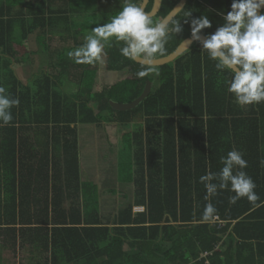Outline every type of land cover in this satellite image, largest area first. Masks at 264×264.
Returning a JSON list of instances; mask_svg holds the SVG:
<instances>
[{"label": "trees", "instance_id": "1", "mask_svg": "<svg viewBox=\"0 0 264 264\" xmlns=\"http://www.w3.org/2000/svg\"><path fill=\"white\" fill-rule=\"evenodd\" d=\"M179 1L162 0L152 19L165 18ZM231 3L187 0L174 18L182 31L170 35L165 56L190 38L191 19L207 16L212 26L201 33L207 36L223 24L221 13ZM122 6L123 0H0V86L20 101L11 109L13 120L0 126L2 247L20 241L50 253V264H264V102L236 104L226 83L232 73L218 71L199 42L156 67L158 75L143 78L136 75L141 64L120 54L123 43L115 37L105 46L103 63L68 59L81 46L77 35L109 22ZM151 8L152 0L145 11ZM36 33L45 49L54 35L72 45L56 54V76L42 71L24 84L15 70L29 60ZM101 64L123 75L102 93L93 91ZM72 70L79 71L78 90L67 95L62 86ZM153 79L155 88L136 108L110 107V101L132 102ZM97 94L98 106L92 102ZM107 122L136 124L123 133L133 164L127 176L120 169L133 186V202L118 212L112 228L101 226L96 187L80 180L76 129ZM233 149L243 153V170L259 200L230 204L234 193L219 190L210 198L217 213L204 220L209 201L199 178L209 167L218 172L220 157ZM134 206L145 210L134 214Z\"/></svg>", "mask_w": 264, "mask_h": 264}, {"label": "clouds", "instance_id": "2", "mask_svg": "<svg viewBox=\"0 0 264 264\" xmlns=\"http://www.w3.org/2000/svg\"><path fill=\"white\" fill-rule=\"evenodd\" d=\"M264 0H232L230 10L222 15L223 24L213 33L203 36L202 30L211 28L207 16L193 18L190 21V40L184 41L186 47L192 42H201L202 51L215 61V68L232 73L226 81L227 90L240 106L264 102ZM185 17L191 15L184 13ZM181 20L161 18L154 21L150 13L134 3L123 0V6L110 21L98 24L84 37V43L68 52V56L77 64H93L104 54L105 46L122 42L120 54L141 64L137 77L143 78L156 70V58L167 54L166 44L171 34L182 31ZM19 98L6 94L0 86V126H6L13 120L11 109L19 106ZM223 167L218 172L209 169L199 178L204 185L206 195L203 219H212L217 210L210 198L219 190L227 189L234 195L229 203L235 204L241 198L255 203L259 196L254 191L256 184L243 169L248 166L243 153L230 150L220 157ZM264 165V161H261ZM236 169V171H234Z\"/></svg>", "mask_w": 264, "mask_h": 264}, {"label": "crops", "instance_id": "3", "mask_svg": "<svg viewBox=\"0 0 264 264\" xmlns=\"http://www.w3.org/2000/svg\"><path fill=\"white\" fill-rule=\"evenodd\" d=\"M82 36V35H79ZM65 43V42H64ZM67 44V43H66ZM72 44L70 43L69 46ZM34 47V43H29L30 47ZM36 47V46H35ZM37 46L36 48H39ZM66 47V46H64ZM41 48H43L41 46ZM34 50V49H33ZM33 50H30V58L26 63L28 66L20 67V77H18L21 82L27 83V80H30L31 77L28 76L27 69L32 70L34 66L38 67L37 73L45 71L53 76H56L58 73V69L56 68L55 61L53 64L54 67L46 68L45 59H40L41 52L37 51V55L34 54ZM101 62L104 61V55L100 57ZM45 63V64H44ZM32 67V68H31ZM50 67V66H49ZM17 70V69H16ZM74 71V70H73ZM17 75V71H15ZM34 73V74H37ZM33 74V75H34ZM120 73L115 74V72H108L105 70L104 64L100 65V68L97 72L95 84H94V92H103L106 91L110 85L115 84L116 82L122 79ZM78 75L79 71L70 72L67 74V77L63 81L62 91L64 94L73 95L78 90ZM105 115H108L105 113ZM136 127L135 123H132L128 126L120 125L118 123H104L101 125H92V124H77V141H78V160H79V175L82 183L92 184L96 187L97 196H98V216L101 223V226H107L112 228L113 221L120 210H122L126 205L133 202V186L130 184L124 186L123 188L115 189H104V185L107 183L108 178H110V183L113 182L112 176L110 175L111 170L115 171L117 178L115 176V181H119L121 184L126 183L121 179L120 169L122 167L121 161L118 159L119 150L121 144L127 143V135L123 134L124 132L132 131L133 128ZM83 130V132L81 131ZM27 134H31L32 132H26ZM27 141H29V137L23 135ZM129 149V145H128ZM24 150V149H23ZM130 150V149H129ZM52 152V151H51ZM108 152V153H106ZM132 154V151H130ZM130 154L131 165L133 164L132 156ZM84 156V158H83ZM93 163H92V162ZM93 166H95L93 168ZM90 181H83L82 175L83 171H92ZM89 177V176H87ZM114 187V186H112ZM128 190V194L127 191ZM108 192H111L108 194ZM113 199V200H112ZM112 200V201H111ZM145 210L143 206H134L133 213H142ZM2 260V258H1Z\"/></svg>", "mask_w": 264, "mask_h": 264}, {"label": "rangeland", "instance_id": "4", "mask_svg": "<svg viewBox=\"0 0 264 264\" xmlns=\"http://www.w3.org/2000/svg\"><path fill=\"white\" fill-rule=\"evenodd\" d=\"M140 4V3H138ZM79 19V18H76ZM62 27V26H61ZM60 27V28H61ZM92 29V24L90 25L89 29H85L83 30V32L81 33L82 36L77 35L76 36V41L79 45H82L84 43V37L90 33V30ZM80 33V32H79ZM37 33L33 36V38L31 39V42L34 43V47L32 46V48L30 47V50H33L34 54L37 55V51L41 52V56L40 59H45L46 61V68H52L55 65L53 64V62L55 61V63H57V58H56V54L58 52H60L62 50V48H64V46H69V44L64 43V41H62V39H60L57 35H54L53 38L51 39V41H49V47L48 49H45L44 46L43 48H41V45L39 44V39L37 37ZM37 46H40L39 48H36ZM32 54V53H30ZM68 59H70V57H68ZM28 63H24L23 66H28ZM45 64V63H44ZM34 68H32V70L27 69L28 71V76L31 77L34 73H37V69L38 67L34 66V64H32ZM50 66V67H49ZM17 70V76L20 77V68H16ZM51 71V69H50ZM74 71L72 70V73ZM117 74V73H115ZM67 77V76H66ZM111 86V85H110ZM102 96L97 94L96 96L92 97V102L94 103V105L99 104V101L101 100ZM83 132V130H81ZM127 137V136H126ZM119 155H118V159L121 161L123 167L125 168L124 171H127L128 168H130L129 166L131 165V159H130V150L128 149V145L127 143H123L121 144L120 150H119ZM108 153V152H106ZM84 158V156H83ZM92 162V161H91ZM93 163V162H92ZM95 166H93L94 168ZM92 171H83V175H82V180L85 181H90L89 178H91V173ZM128 171L125 172V174L123 176H127L128 175ZM110 175L112 176L113 182L110 183V178H108L107 183L104 185V189H119V188H123L124 186H128L130 185L129 183L127 184V182L125 181L126 185L121 184L119 181H115V176L117 178V175L115 174V171L111 170ZM89 176V177H87ZM114 186V187H112ZM127 194H128V190ZM113 200V199H112ZM111 200V201H112ZM3 244V238L0 237V256L2 258L1 260V264H50L49 259H50V253L42 251L40 249H36L35 247H32L28 244H23L22 242H18L16 244H11L9 245L7 248H3L2 247Z\"/></svg>", "mask_w": 264, "mask_h": 264}, {"label": "water", "instance_id": "5", "mask_svg": "<svg viewBox=\"0 0 264 264\" xmlns=\"http://www.w3.org/2000/svg\"><path fill=\"white\" fill-rule=\"evenodd\" d=\"M149 1L150 0H142L141 1V6L144 8V11H145V8L147 7ZM186 3H187V0H180L179 3L167 14V16L164 19L173 20L183 10ZM161 4H162V0H153L152 8H151L150 12H148V13H150L151 18H154L158 14L160 7H161ZM260 11L261 12L264 11V8H262ZM203 36L204 35H202V37ZM186 40H190V38H187L184 41H186ZM184 41L181 42V44L171 54H169L165 57H162V58H156V67H161L163 65H168L170 63H173L177 58H179L181 55H183L185 52H187L191 48V46L195 43V42H192L190 45H188V47H186L184 44ZM199 43L202 45L201 42H199ZM134 62L140 64L138 61H134ZM151 89H152V83L150 81H148L146 83L141 95L138 98H136L135 100H133L130 103H123V104H119V103L110 101V103H109L110 107L114 111H117V112L130 111V110L136 108L137 106H139L145 99L148 98V96L151 92Z\"/></svg>", "mask_w": 264, "mask_h": 264}, {"label": "flooded vegetation", "instance_id": "6", "mask_svg": "<svg viewBox=\"0 0 264 264\" xmlns=\"http://www.w3.org/2000/svg\"><path fill=\"white\" fill-rule=\"evenodd\" d=\"M149 3H150V1H149ZM148 3V4H149ZM152 4H153V0H152ZM140 5H141V3H140ZM148 6V5H147ZM146 9V8H145ZM156 17V16H155ZM151 83H152V89H151V91L153 90V88H155V86H156V80L155 79H153V81H150ZM151 93V92H150Z\"/></svg>", "mask_w": 264, "mask_h": 264}, {"label": "built area", "instance_id": "7", "mask_svg": "<svg viewBox=\"0 0 264 264\" xmlns=\"http://www.w3.org/2000/svg\"><path fill=\"white\" fill-rule=\"evenodd\" d=\"M217 219V218H216Z\"/></svg>", "mask_w": 264, "mask_h": 264}]
</instances>
